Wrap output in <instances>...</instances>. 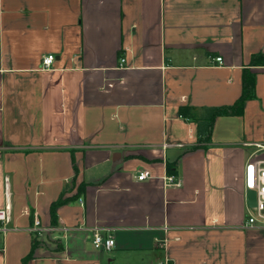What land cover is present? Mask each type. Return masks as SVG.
I'll return each instance as SVG.
<instances>
[{"label": "crops", "instance_id": "crops-1", "mask_svg": "<svg viewBox=\"0 0 264 264\" xmlns=\"http://www.w3.org/2000/svg\"><path fill=\"white\" fill-rule=\"evenodd\" d=\"M259 52L264 0H0V208L8 177L12 228L0 264H22L35 217L27 264H264V229L243 228L244 167L264 161V66L250 67L255 97L215 118L208 147L188 149L196 125L178 114L234 103ZM65 184L64 197L83 188L53 225ZM93 227L111 229L112 249L93 248Z\"/></svg>", "mask_w": 264, "mask_h": 264}, {"label": "built area", "instance_id": "built-area-1", "mask_svg": "<svg viewBox=\"0 0 264 264\" xmlns=\"http://www.w3.org/2000/svg\"><path fill=\"white\" fill-rule=\"evenodd\" d=\"M54 55L46 54L42 55L40 68L42 70L51 69L54 62ZM213 62L216 65H222L223 60L221 57L213 58ZM125 63L124 57L119 58V66ZM147 177L146 172H140L137 176L138 180L145 179ZM166 183L169 185H178V180L175 175H166L164 177ZM3 189L5 202L2 208H0V231L6 233L12 228L10 224V186L8 177L3 179ZM243 189L246 194L247 191H254L256 201L254 207H247L243 228L246 229H264V161H248L244 167L243 173ZM31 232H37L40 234L43 228L40 227L39 220L35 217L33 225L29 229ZM91 243L96 250L108 251L114 246V239L111 233V229L103 227H93L91 229ZM168 264V263H162Z\"/></svg>", "mask_w": 264, "mask_h": 264}, {"label": "trees", "instance_id": "trees-1", "mask_svg": "<svg viewBox=\"0 0 264 264\" xmlns=\"http://www.w3.org/2000/svg\"><path fill=\"white\" fill-rule=\"evenodd\" d=\"M119 56L121 55L119 54ZM254 66H264V53L259 52L252 54L248 65L242 69L241 93L231 105L208 106L200 108L190 106L179 107V117L183 120L194 122L196 125V142L195 144L189 146L188 149H194L197 147L206 148L210 145L211 130L216 117L242 115L245 101L255 97L254 73L250 70V67ZM166 169L168 174L175 175L177 170L176 163H167ZM82 188V184H79L77 186L76 195L69 198L64 197V193L67 191V189H70L69 185L65 184L62 187L58 198L50 205V217L53 225L56 224V208L61 204L76 199L81 193ZM39 235L40 234L37 232H33L30 251L22 259V264H27V261L32 258L35 248L41 244V241L38 239Z\"/></svg>", "mask_w": 264, "mask_h": 264}, {"label": "water", "instance_id": "water-1", "mask_svg": "<svg viewBox=\"0 0 264 264\" xmlns=\"http://www.w3.org/2000/svg\"><path fill=\"white\" fill-rule=\"evenodd\" d=\"M255 201H256V197H255L254 191H247L246 192V206L250 208L254 207Z\"/></svg>", "mask_w": 264, "mask_h": 264}]
</instances>
